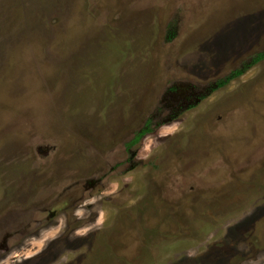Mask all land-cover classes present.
<instances>
[{"label":"rangeland","instance_id":"1","mask_svg":"<svg viewBox=\"0 0 264 264\" xmlns=\"http://www.w3.org/2000/svg\"><path fill=\"white\" fill-rule=\"evenodd\" d=\"M263 51L264 0H0V264H264Z\"/></svg>","mask_w":264,"mask_h":264},{"label":"trees","instance_id":"2","mask_svg":"<svg viewBox=\"0 0 264 264\" xmlns=\"http://www.w3.org/2000/svg\"><path fill=\"white\" fill-rule=\"evenodd\" d=\"M264 61V51L257 53L255 56L251 58V60L247 63H245L241 68H238L236 70H233L230 74H228L223 79L219 80L216 83V89H222L226 86H228L233 80L243 76L251 67L259 64L260 62ZM151 132L150 129V121H148L143 129L140 130V132L135 136L134 140L131 142V144H136L139 141L142 140V138L148 133ZM130 144V145H131Z\"/></svg>","mask_w":264,"mask_h":264},{"label":"flooded vegetation","instance_id":"3","mask_svg":"<svg viewBox=\"0 0 264 264\" xmlns=\"http://www.w3.org/2000/svg\"><path fill=\"white\" fill-rule=\"evenodd\" d=\"M53 214H51L50 216H52Z\"/></svg>","mask_w":264,"mask_h":264}]
</instances>
